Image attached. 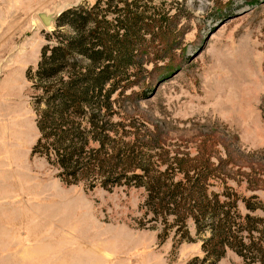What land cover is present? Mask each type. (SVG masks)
Instances as JSON below:
<instances>
[{
    "label": "rangeland",
    "instance_id": "1",
    "mask_svg": "<svg viewBox=\"0 0 264 264\" xmlns=\"http://www.w3.org/2000/svg\"><path fill=\"white\" fill-rule=\"evenodd\" d=\"M95 1L0 0V264H208L210 230L189 218L186 233L173 215L166 224L147 204L143 183H68L58 166L32 154L39 92L27 71L57 28L38 13ZM143 3L177 14L176 28L170 37H146L148 50H139L148 57L145 71L111 96L112 135L134 144L151 172L166 169L175 154L210 156L219 166L210 195L238 196L241 228L248 213L264 218V0ZM143 134L160 136L140 148ZM217 264L262 262L227 248Z\"/></svg>",
    "mask_w": 264,
    "mask_h": 264
},
{
    "label": "trees",
    "instance_id": "2",
    "mask_svg": "<svg viewBox=\"0 0 264 264\" xmlns=\"http://www.w3.org/2000/svg\"><path fill=\"white\" fill-rule=\"evenodd\" d=\"M149 9L143 0H96L63 11L57 28L48 33L51 42L43 45L36 69L27 71L39 92L35 110L40 136L32 154L58 166L68 183L84 178L103 187L122 178L143 183L147 204L166 224L173 215L186 233L189 218L197 228L210 230L203 243L204 263L217 264L231 248L247 260L250 253L260 255L264 264V218L248 213L241 228L245 221L236 220L242 216L238 196L223 202L219 193L210 195L208 180L219 169L210 156L202 158L199 152L189 159L188 154H175L169 163L176 166L173 174L169 165L151 172L134 144L116 140L111 133V96L121 86L136 83L145 71L148 57L139 50H148L146 37H170L176 28L177 14ZM141 136L143 148L149 137L157 142L160 135ZM111 141L115 143L109 146ZM246 207L257 209L250 201Z\"/></svg>",
    "mask_w": 264,
    "mask_h": 264
},
{
    "label": "water",
    "instance_id": "3",
    "mask_svg": "<svg viewBox=\"0 0 264 264\" xmlns=\"http://www.w3.org/2000/svg\"><path fill=\"white\" fill-rule=\"evenodd\" d=\"M63 11L64 10L56 11V12L41 11L38 13V17L40 18L44 26L50 27L58 21Z\"/></svg>",
    "mask_w": 264,
    "mask_h": 264
},
{
    "label": "bare ground",
    "instance_id": "4",
    "mask_svg": "<svg viewBox=\"0 0 264 264\" xmlns=\"http://www.w3.org/2000/svg\"><path fill=\"white\" fill-rule=\"evenodd\" d=\"M51 27V26H50Z\"/></svg>",
    "mask_w": 264,
    "mask_h": 264
}]
</instances>
